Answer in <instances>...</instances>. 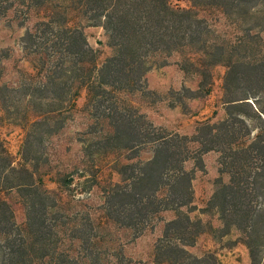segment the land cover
Returning a JSON list of instances; mask_svg holds the SVG:
<instances>
[{
	"label": "trees",
	"instance_id": "trees-1",
	"mask_svg": "<svg viewBox=\"0 0 264 264\" xmlns=\"http://www.w3.org/2000/svg\"><path fill=\"white\" fill-rule=\"evenodd\" d=\"M186 1L193 7L245 13L262 4L264 10V0ZM8 2L11 4L2 8ZM53 2L0 0L1 15L14 3L29 11L41 8L48 12L46 20L21 38L22 50L27 56H34L30 62L35 72L22 87L28 104L30 99L53 92L50 100L56 108L43 111L42 103L37 105L39 112L33 120L25 118V126L38 125L49 115L61 117L68 113L82 91L93 105L101 101L109 88H132L135 82L144 80L147 59L163 53L179 55L180 69L206 82V95L211 90V70L215 66L225 68L221 101L225 118L201 124L195 135L188 137L164 134L143 120L136 121L135 131L127 126L128 120L117 116L114 108L113 116H105L112 130L105 143L124 140L121 150L136 152V157L126 160L136 158V163L112 160L114 165L108 169L107 165L97 166L94 160L90 161V169L95 171L88 181L104 197L101 218L93 217L91 212L70 215L60 211L55 192L46 189L40 177L28 174L25 165L12 166L1 148L0 160L3 154L6 162L0 166V264H120L121 249L106 246L110 242L103 226L112 223L136 231L138 237L146 228H153L155 220L163 222V230L155 247L154 264L206 263L209 256L195 257L187 248L193 247L205 232L199 228L201 220L192 219L191 214L197 211L193 204V181L196 172L204 171L202 156L208 152L218 155L220 177L214 181L216 188L206 205L216 211L226 228H233L240 235L251 261L259 264L255 263L257 256L264 253V58L208 46L203 39L204 34L210 33L206 23L191 9L172 6L171 0ZM79 15L99 20L89 21L88 26L98 24L107 32L116 53L103 63H98L97 52L88 45L82 25L74 21ZM13 90L0 84V111L11 110L4 95ZM147 146L151 156L140 159L139 152ZM101 148L104 146L97 143L91 156L99 155ZM190 160L195 165L187 170L185 164ZM71 181L64 174L54 179L60 189L68 187ZM12 192L22 200V223H17L6 197ZM167 212L174 217L164 221L161 216ZM198 212L206 213L204 209Z\"/></svg>",
	"mask_w": 264,
	"mask_h": 264
},
{
	"label": "rangeland",
	"instance_id": "rangeland-1",
	"mask_svg": "<svg viewBox=\"0 0 264 264\" xmlns=\"http://www.w3.org/2000/svg\"><path fill=\"white\" fill-rule=\"evenodd\" d=\"M68 0H54L53 3H64ZM11 3L2 4V8ZM171 5L179 9H191L199 20L208 26L210 33L204 34L208 46L235 49L237 54L260 55L264 58V10L262 4L248 10H221L210 6H192L186 0H171ZM48 12L41 8H32L14 3L4 14H0V84L15 90L6 93L5 103L11 105V110L0 111V149H4L12 166L25 165L28 174L34 178L40 177L46 189L55 192L58 197V209L66 214L91 212L93 217H103L102 206L104 197L98 187L88 181L95 170H91V160L94 165L112 168L113 163H136L135 151H123L124 140L105 143L112 136L106 115L113 116L114 108L119 118L124 117L136 131L138 121H144L164 134H178L191 137L203 123H217L225 118L222 81L225 68L215 66L211 70L212 85L209 94H205V84L194 73L183 72L180 69L182 59L177 54L167 56L166 53L156 54L146 61L148 67L144 80L136 82L132 88L114 91L108 89L100 102L91 105L82 91L76 99L74 108L61 117L49 115L38 125L25 126V118L33 120L37 105L42 103V110H54L56 105L50 100L53 92L41 94L37 99L25 98L22 87L27 78L35 74L30 61L34 56H27L21 47V38L26 31H33L37 23L46 20ZM77 25H82L88 45L97 52L98 63H103L112 57L116 50L108 39L107 32L97 24L99 20L77 16ZM102 22V21H101ZM201 82V87L199 83ZM207 87V86H206ZM111 91V92H110ZM36 98V97H35ZM36 106V107H35ZM138 120V121H137ZM137 121V122H136ZM141 123V122H140ZM110 140V139H109ZM99 141H102L100 143ZM99 143L101 153L93 155ZM108 147H114L107 150ZM193 147V146H192ZM102 151L105 154H102ZM140 159L151 156L150 147H144ZM5 155V156H6ZM0 166L6 162L1 154ZM116 157V158H115ZM215 154L207 157V161L216 167ZM116 159V160H115ZM114 160V162H112ZM38 165L36 169L35 166ZM194 161L185 164L187 170L194 168ZM67 175L72 181L68 187L60 189L55 184L57 175ZM197 174V173H196ZM194 183V201L198 211L191 214L192 219H200L203 223L199 228L204 233L198 238L188 252L198 258L207 259L204 264H254L247 248L241 243L240 235L233 229L226 228L218 219L215 210L206 205V193L214 190L208 177L197 174ZM23 175V174H21ZM112 179L117 181V177ZM224 181H228L224 175ZM12 205L17 223L24 221L22 200L14 192L6 195ZM184 210V209H183ZM164 221L171 220L173 213H163ZM153 228H146L136 237V231L121 229L112 223L104 225L106 240L110 249L120 248L123 259L120 264H154L155 247L162 237L163 222L154 221ZM152 224V223H151ZM150 226V225H149ZM198 229V228H197ZM227 233V234H225ZM114 261V260H113ZM264 264V253L260 252L255 263ZM116 264V261L112 262Z\"/></svg>",
	"mask_w": 264,
	"mask_h": 264
},
{
	"label": "crops",
	"instance_id": "crops-1",
	"mask_svg": "<svg viewBox=\"0 0 264 264\" xmlns=\"http://www.w3.org/2000/svg\"><path fill=\"white\" fill-rule=\"evenodd\" d=\"M211 154H215V161H214V163H215V165H216V167L215 168H213L212 167V165L207 161V157L208 156H210ZM217 158H218V155L215 153V152H208V153H206V154H204L203 156H202V160H203V163H204V171L203 172H200V171H198V172H196L197 174H200V175H204V176H206V177H208V180L210 181L209 183H210V186L212 187V185H214V181L217 179V178H219L220 177V174H219V172H218V163H217ZM196 174V177H198V175ZM195 179H197V178H195ZM196 180H194V182H195ZM193 187H194V183H193ZM194 191H195V189H194ZM213 191L214 190H210V191H208V193H206V195H205V199L208 201L209 199H210V197L212 196V194H213ZM207 203V202H206ZM195 206V205H194ZM196 207V206H195ZM197 209V208H196ZM197 211H199V209H197ZM196 211V212H197ZM200 213V212H199ZM201 214V213H200Z\"/></svg>",
	"mask_w": 264,
	"mask_h": 264
}]
</instances>
